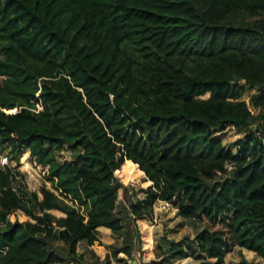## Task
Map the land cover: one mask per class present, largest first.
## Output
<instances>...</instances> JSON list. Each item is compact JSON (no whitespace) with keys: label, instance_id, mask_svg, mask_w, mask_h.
Masks as SVG:
<instances>
[{"label":"trees","instance_id":"16d2710c","mask_svg":"<svg viewBox=\"0 0 264 264\" xmlns=\"http://www.w3.org/2000/svg\"><path fill=\"white\" fill-rule=\"evenodd\" d=\"M0 76V150L28 149L54 186L29 194L0 164V264H126L136 230L103 260L78 246L177 197L204 225L164 255L264 260V0H0ZM226 126L255 127L233 151Z\"/></svg>","mask_w":264,"mask_h":264},{"label":"rangeland","instance_id":"374dc122","mask_svg":"<svg viewBox=\"0 0 264 264\" xmlns=\"http://www.w3.org/2000/svg\"><path fill=\"white\" fill-rule=\"evenodd\" d=\"M0 80H2V76H0ZM255 92L256 90L254 89L247 90L243 99L249 102L250 97ZM251 109L254 112L256 111L252 106ZM254 127L255 126H252V129L249 130L246 128L226 126L225 129L219 131L217 134L222 138L228 148L235 151L236 146L233 143L243 138L245 135L250 134ZM2 155L11 157L8 149L0 150V156ZM59 156L60 159L64 161L70 159L71 152L66 148L59 153ZM10 165L16 171L20 172V174L17 175V181L15 183L18 186L24 187L29 194L38 192L39 196L42 197L40 190L43 187L54 190L53 182L47 176V167L37 163L35 157L31 155L28 149L24 151L19 160L10 159ZM143 189H145L144 184L142 186H136V189L130 194V196H132L131 198L143 197L145 195V190ZM176 200L179 201V204L178 202H172L170 205H165L162 204V201H158L154 207V214L151 218H139L136 219L134 223L125 220L124 231L120 234H114L108 228H99V240L92 245H89L85 241L81 242L78 246L79 252L88 260L93 259L92 255L94 257L98 255L99 258L103 260L106 255L112 251L110 245L122 246L125 243L124 235L128 232H132V230H136V232H139L142 239L143 252L141 254L134 253V258L132 259L125 253H119V257L127 259L126 264H133L134 261H136L137 264H202L204 261L203 255L191 254L187 258L172 259L164 255L159 249V245L165 243V240H168L174 241L176 245H182L185 249L190 250L189 244H193L197 232L202 229L204 225L200 221H192L179 215L178 207L183 200L180 202L181 198L179 199L178 197ZM55 213L59 216L63 215L59 211ZM9 219L12 222H22L29 220L30 217L23 211L18 210L12 213ZM54 245L60 252L65 254L66 248L63 246L62 242H54ZM154 248L161 253L159 257L156 256L155 250H153ZM242 258L255 264H264V260L255 252L240 247L227 255L226 262L227 264H238ZM114 262L117 263L115 260Z\"/></svg>","mask_w":264,"mask_h":264},{"label":"built area","instance_id":"2783aa9c","mask_svg":"<svg viewBox=\"0 0 264 264\" xmlns=\"http://www.w3.org/2000/svg\"><path fill=\"white\" fill-rule=\"evenodd\" d=\"M37 95L39 96V93ZM41 109H42V106L40 104H37V107L34 110L39 111ZM17 110L18 109L16 108L14 110H9L8 112H16ZM0 164L2 166H7V165L8 166H11L10 165V157L8 155H2V156H0ZM162 204L170 205V203L169 202H166V201H162Z\"/></svg>","mask_w":264,"mask_h":264},{"label":"water","instance_id":"95a60500","mask_svg":"<svg viewBox=\"0 0 264 264\" xmlns=\"http://www.w3.org/2000/svg\"><path fill=\"white\" fill-rule=\"evenodd\" d=\"M133 264H137V262L136 261H134V263Z\"/></svg>","mask_w":264,"mask_h":264}]
</instances>
